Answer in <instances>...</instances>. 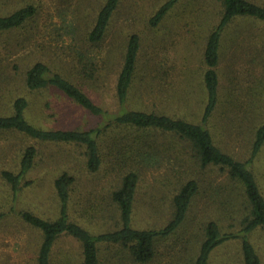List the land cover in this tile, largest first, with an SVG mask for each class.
Here are the masks:
<instances>
[{
  "label": "rangeland",
  "instance_id": "obj_1",
  "mask_svg": "<svg viewBox=\"0 0 264 264\" xmlns=\"http://www.w3.org/2000/svg\"><path fill=\"white\" fill-rule=\"evenodd\" d=\"M20 1L0 0V15L11 13ZM26 1L36 5L37 13L33 20L18 30L0 31V114H10L12 100L25 96L29 102L26 116L31 124L38 127L83 130L96 126L97 117L82 111L62 94L54 90L27 91L24 75L34 62L42 61L52 70L76 81L72 63H76L77 52H86L83 34L93 24L105 0ZM161 1L120 0L103 44L91 47L86 52L100 64L99 55L106 58L112 56L111 69L102 75L103 84L100 82L96 87L85 84V90L91 98L108 111L117 110L114 85L120 69L122 43L133 31L141 38L139 74L145 78L153 71L155 76L153 91L144 92L140 88L134 91L133 106L151 110L153 106L167 104L168 96L162 94L166 90H179L184 86L190 87L189 90L198 88L194 79L191 82V76L192 72L199 70L203 43L191 35L198 24L207 28L208 22L211 25L217 23L218 15L214 12L219 10V4L213 0H198V4L190 11L189 27L180 25L181 19L175 12L160 27L150 28L145 18ZM182 1L195 3L193 0ZM254 1L264 5V0ZM260 27L251 22H241L237 28H230L238 37L235 41L233 38L226 39L227 46L219 65L223 108L233 126L240 124L244 131V141L242 138L231 139L226 148L241 160L247 159L250 154L246 135L252 138L253 129L248 131L249 126L253 127L251 120L255 121V128L264 123V32ZM184 77L188 78V84ZM120 141L122 144L125 142L119 138L115 144L120 146ZM28 145L35 146L36 160L34 168L25 178L30 184L21 191L16 210H27L40 217L54 219L57 203L52 181L56 174L66 171L76 178L75 199L84 212L92 215L87 219L89 223L80 220L85 227L94 231L112 229L118 221L117 210L110 199L116 184L118 164L111 163L109 149H104L108 156L101 169L91 174L85 168L81 147L37 142L15 132L0 131V264H34L41 241L38 231L10 213V190L1 177L3 170L16 171L22 149ZM182 166L185 167L186 175L198 178L200 189L182 226L171 237L157 243L155 258L148 264H190L204 238V226L209 220H215L223 232H229L236 226L238 216L232 219L230 215L229 219V213L223 210L230 201L229 197H233L236 191L225 173L217 169H200L189 159ZM177 168L179 166L174 162L164 163L145 169L140 174L133 213L136 226L160 227L167 221L170 210L161 206L160 201L167 198H161L158 184L167 178L166 174L173 177ZM254 169L258 181L263 185L264 146L255 159ZM77 202L74 200L71 204L75 216L76 213L81 214ZM251 242L260 264H264V230L254 232ZM119 249L122 248L104 246L101 249L103 264H135ZM118 255L122 258L119 259ZM52 256L54 264H79L80 244L71 236L63 235L55 242ZM209 264H242L239 242H228L216 248Z\"/></svg>",
  "mask_w": 264,
  "mask_h": 264
},
{
  "label": "trees",
  "instance_id": "obj_2",
  "mask_svg": "<svg viewBox=\"0 0 264 264\" xmlns=\"http://www.w3.org/2000/svg\"><path fill=\"white\" fill-rule=\"evenodd\" d=\"M193 1L195 3L190 4L182 0H162L145 18L147 26L153 29L160 27L176 12L181 19L180 25L189 27L190 11L199 2ZM119 2L120 0H105L93 24L83 34L82 40L87 53L89 48L103 44ZM213 2L219 4V10L214 12L218 15L217 23L211 25L208 22L207 28L198 24L191 35L203 43L199 70L192 72L194 77L191 76V82L194 79L198 88L189 90L190 87L184 86L179 90H166L162 93L168 96L165 106L157 105L151 110H145L133 106L134 102L132 104L134 91L137 88L145 90L144 92L153 91L152 81L155 78L153 71L145 78H141L139 74L141 38L134 31L122 43L120 69L114 85L116 111H108L98 105L85 90L86 85L96 87L100 82L103 84L102 75H106V70L111 69L110 55L107 58L99 55L100 64L86 52H77L76 63L71 66L78 78L73 75L76 81L52 70L42 61L34 62L26 70L24 87L27 91L54 90L82 111L97 117L98 123L83 130L38 127L31 124L26 116L29 107L27 98L19 96L12 100L10 114H0V131L15 132L37 142L81 147L85 168L91 174L98 172L103 166L104 159L108 156L104 149H109L111 163L118 164L115 188L110 195L118 213V221L114 228L99 231L90 230L80 222L82 220L89 223L87 219L92 215L84 212L75 199L77 183L70 172H59L52 181L57 203L54 219L43 218L27 210H16V201L21 191L30 184L25 178L35 165V146L28 145L22 149L16 171L1 172V177L10 190V213H14L41 236L34 264H54V244L63 235L71 236L79 242V264H103L104 254L101 255V249L104 246L121 247L119 250L125 252L127 259L135 264L152 262L157 243L171 237L182 226L200 189L198 178L186 175L185 167L182 166L187 159L194 161L200 169H217L225 173L236 191L233 197L228 196L230 201L223 210L229 213V219L230 215L233 216L232 219L235 215L238 216L236 226L229 232H223L215 220H209L204 226V238L190 264H209L213 251L232 241L240 244L242 264H260L251 235L257 230H264V184L258 181L254 169L255 159L264 146V123L255 128V121L251 120L253 127L249 126L248 131L253 129L254 132L252 138L246 135L250 142L247 159L241 160L230 154L227 145L231 139L240 140L244 131L240 124L233 126L223 108L219 65L227 46L226 39L233 38L235 41L238 37L230 28H237L241 22H251L261 26L264 32V5L254 0ZM36 13L34 3L21 0L11 13L0 15V31H15L24 27L33 20ZM184 80L188 84V78L184 77ZM119 138L125 142L122 144L120 141V146H117L115 143ZM172 162L179 166L175 169V175L168 177L166 174L167 178L160 180L158 184L161 198H167L160 202L161 206L170 210L169 218L160 227L136 226L133 213L140 174L145 169ZM74 200L82 208L81 214L76 213V216L74 210H71ZM118 257L122 258L121 255Z\"/></svg>",
  "mask_w": 264,
  "mask_h": 264
}]
</instances>
